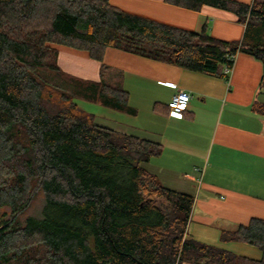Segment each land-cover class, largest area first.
I'll list each match as a JSON object with an SVG mask.
<instances>
[{
    "label": "trees",
    "instance_id": "16d2710c",
    "mask_svg": "<svg viewBox=\"0 0 264 264\" xmlns=\"http://www.w3.org/2000/svg\"><path fill=\"white\" fill-rule=\"evenodd\" d=\"M166 1L231 11L242 36L173 27L108 0H0V208L9 213L0 215V264H264V219L221 230L223 241L258 247L260 260L187 236L193 196L144 165L162 145L94 123L74 100L125 110L128 93L105 81L104 64L98 81L57 64L55 45H65L98 61L111 46L225 80L238 52L264 68V1ZM253 108L264 115V103ZM36 188L42 216L22 221Z\"/></svg>",
    "mask_w": 264,
    "mask_h": 264
},
{
    "label": "crops",
    "instance_id": "0c3cea01",
    "mask_svg": "<svg viewBox=\"0 0 264 264\" xmlns=\"http://www.w3.org/2000/svg\"><path fill=\"white\" fill-rule=\"evenodd\" d=\"M108 1L123 11L173 27L192 31L206 27L222 40H238L244 30L233 12L208 5L194 10L166 0ZM55 48L62 71L98 81L104 64L108 67L105 81L128 93L125 110L109 108L130 115L129 122L94 117V123L162 145V152L144 165L162 185L193 196L186 235L260 260L258 247L223 241L221 230L247 224L253 217L264 219V115L253 108L264 103L262 62L238 52L230 78L225 80L111 46L104 49L101 61L85 50ZM180 89L189 92L190 99L182 116L174 117L167 105ZM135 116L137 120L132 119Z\"/></svg>",
    "mask_w": 264,
    "mask_h": 264
},
{
    "label": "rangeland",
    "instance_id": "374dc122",
    "mask_svg": "<svg viewBox=\"0 0 264 264\" xmlns=\"http://www.w3.org/2000/svg\"><path fill=\"white\" fill-rule=\"evenodd\" d=\"M261 1H264V0H261ZM229 78H230V74H229ZM114 82L116 81L114 80ZM261 91L263 92L262 95H264V86L262 87ZM74 100L81 109L93 114L95 118H98L100 120L115 119V118L116 120H120V118H122V119L127 120V122H129V119L127 118L130 115L126 113L115 111L97 102L87 101L81 98H76ZM261 100L264 101V96L261 97ZM140 110L144 111L143 107H140ZM119 114L124 115V116L123 117L119 116ZM132 119L137 120V116L133 117ZM45 202L46 200H45L44 192L41 189L36 188L32 194V197L30 198L27 208L24 211H22L20 215L18 216L19 219L24 221L28 216L41 217L42 209H43V206L45 205ZM3 211H6V213L3 214ZM7 211H8L7 207H3L2 209L0 208V215L3 214L2 215L3 218L9 217V213Z\"/></svg>",
    "mask_w": 264,
    "mask_h": 264
},
{
    "label": "built area",
    "instance_id": "2783aa9c",
    "mask_svg": "<svg viewBox=\"0 0 264 264\" xmlns=\"http://www.w3.org/2000/svg\"><path fill=\"white\" fill-rule=\"evenodd\" d=\"M229 68L225 67L224 72H229ZM190 99V93L186 90H178L168 101L169 114L174 117H181L187 108Z\"/></svg>",
    "mask_w": 264,
    "mask_h": 264
}]
</instances>
